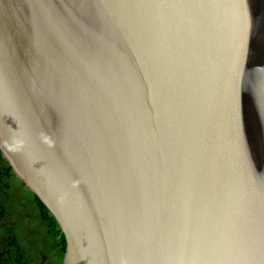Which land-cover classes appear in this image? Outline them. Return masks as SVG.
Segmentation results:
<instances>
[{
	"label": "water",
	"instance_id": "1",
	"mask_svg": "<svg viewBox=\"0 0 264 264\" xmlns=\"http://www.w3.org/2000/svg\"><path fill=\"white\" fill-rule=\"evenodd\" d=\"M0 155L61 264H264V0H0Z\"/></svg>",
	"mask_w": 264,
	"mask_h": 264
},
{
	"label": "rangeland",
	"instance_id": "2",
	"mask_svg": "<svg viewBox=\"0 0 264 264\" xmlns=\"http://www.w3.org/2000/svg\"><path fill=\"white\" fill-rule=\"evenodd\" d=\"M2 180L9 189L0 186V205L4 208L0 214V241L6 229L11 228L32 264H60L52 241L40 223L33 196L16 177H3Z\"/></svg>",
	"mask_w": 264,
	"mask_h": 264
},
{
	"label": "trees",
	"instance_id": "3",
	"mask_svg": "<svg viewBox=\"0 0 264 264\" xmlns=\"http://www.w3.org/2000/svg\"><path fill=\"white\" fill-rule=\"evenodd\" d=\"M0 165V186L3 185L7 189H9V187L5 183H3L2 179L3 177L9 178V176H14V174L8 164L1 157V155ZM26 191L29 192L34 198L35 204L39 211L40 223L43 227H45V234L51 239L53 247L58 254V259L61 264L65 241L59 230V227L53 217L38 200V198L30 191ZM3 209V206L0 205V214L2 213ZM5 234V237L0 241V264H32L31 260L21 249L19 240L14 231L11 228H7Z\"/></svg>",
	"mask_w": 264,
	"mask_h": 264
}]
</instances>
